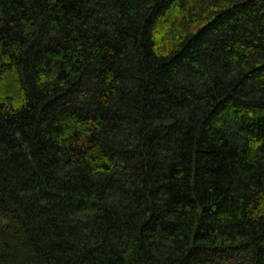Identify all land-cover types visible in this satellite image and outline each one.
I'll list each match as a JSON object with an SVG mask.
<instances>
[{"label":"trees","instance_id":"1","mask_svg":"<svg viewBox=\"0 0 264 264\" xmlns=\"http://www.w3.org/2000/svg\"><path fill=\"white\" fill-rule=\"evenodd\" d=\"M0 264H264V0H0Z\"/></svg>","mask_w":264,"mask_h":264}]
</instances>
